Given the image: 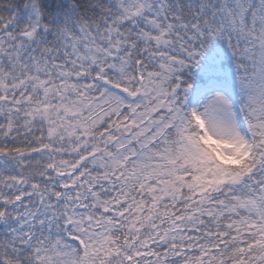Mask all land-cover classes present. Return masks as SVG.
<instances>
[{
    "label": "snow or ice",
    "instance_id": "snow-or-ice-1",
    "mask_svg": "<svg viewBox=\"0 0 264 264\" xmlns=\"http://www.w3.org/2000/svg\"><path fill=\"white\" fill-rule=\"evenodd\" d=\"M0 264H264V0H0Z\"/></svg>",
    "mask_w": 264,
    "mask_h": 264
}]
</instances>
